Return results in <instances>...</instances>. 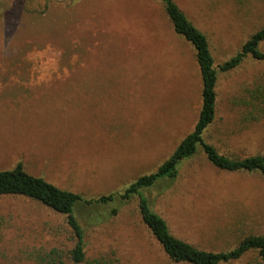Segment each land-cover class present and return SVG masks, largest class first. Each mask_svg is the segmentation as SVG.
<instances>
[{
	"label": "rangeland",
	"instance_id": "obj_1",
	"mask_svg": "<svg viewBox=\"0 0 264 264\" xmlns=\"http://www.w3.org/2000/svg\"><path fill=\"white\" fill-rule=\"evenodd\" d=\"M174 1L208 38L217 67L264 29V0ZM202 90L196 52L160 0H0V171L22 163L88 200L123 193L194 130ZM204 139L231 158L264 156V62L248 57L219 72ZM143 194L175 237L199 249L264 237V177L221 171L202 148L176 180ZM76 216L87 261L177 264L144 224L138 197L80 205ZM76 242L65 215L0 197V264L58 255L69 264ZM228 264L263 263L251 252Z\"/></svg>",
	"mask_w": 264,
	"mask_h": 264
},
{
	"label": "trees",
	"instance_id": "obj_2",
	"mask_svg": "<svg viewBox=\"0 0 264 264\" xmlns=\"http://www.w3.org/2000/svg\"><path fill=\"white\" fill-rule=\"evenodd\" d=\"M166 14L173 25L176 34L190 43L195 52L197 64L202 77V109L194 130L186 136L174 153L166 160L155 173L142 176L120 194L101 196L98 199L88 200L80 194L61 190L45 179L29 174L22 163L12 170L0 171V197H24L63 214L76 237V245L70 252L69 264H120L117 260L87 261L85 251V232L76 216L80 205L102 206L115 203L117 200L127 202L134 197L139 198V208L142 220L160 243L168 257L177 264H228L241 259L248 253H258L264 264V237L251 235L241 240L233 249L221 252H212L199 249L192 244L175 237L167 222L150 206L144 196V190L154 187L157 183L166 180H176L183 163L194 157L199 148H202L208 161L217 169L225 172H257L264 177V156L256 155L245 159H235L221 154L217 148L208 144L205 133L215 122L217 115V85L219 72H230L251 57L264 62V52L260 49L264 42V29L254 34L242 47L241 51L230 61L220 66L215 65L210 44L206 35L201 32L187 17L174 0H160ZM117 210L113 214H117ZM53 255H57L55 252ZM51 259L53 264H67L63 257Z\"/></svg>",
	"mask_w": 264,
	"mask_h": 264
}]
</instances>
